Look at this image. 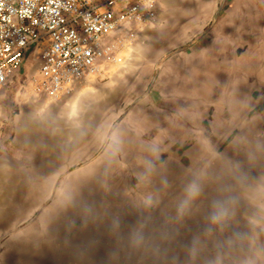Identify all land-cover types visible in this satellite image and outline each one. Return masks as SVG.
I'll use <instances>...</instances> for the list:
<instances>
[{"label": "rangeland", "instance_id": "obj_1", "mask_svg": "<svg viewBox=\"0 0 264 264\" xmlns=\"http://www.w3.org/2000/svg\"><path fill=\"white\" fill-rule=\"evenodd\" d=\"M156 4L107 79L0 89V264H264V0Z\"/></svg>", "mask_w": 264, "mask_h": 264}, {"label": "built area", "instance_id": "obj_2", "mask_svg": "<svg viewBox=\"0 0 264 264\" xmlns=\"http://www.w3.org/2000/svg\"><path fill=\"white\" fill-rule=\"evenodd\" d=\"M156 15V0H0V89L34 45L33 83L51 98L107 79Z\"/></svg>", "mask_w": 264, "mask_h": 264}, {"label": "crops", "instance_id": "obj_3", "mask_svg": "<svg viewBox=\"0 0 264 264\" xmlns=\"http://www.w3.org/2000/svg\"><path fill=\"white\" fill-rule=\"evenodd\" d=\"M225 2V1H224ZM247 3V2H246ZM245 3V4H246ZM235 13V12H234ZM236 14H240L239 12H236ZM261 19L262 20H264V14H262L261 15ZM217 21V20H216ZM237 29H239V30H241V27L239 26V27H237ZM202 231V233L204 234V235H206L207 234V231L206 232H204V230H201ZM199 232V231H198ZM195 243L196 244H202V245H205V244H207V242H205L204 240H202V239H200V237H197L196 238V236H195Z\"/></svg>", "mask_w": 264, "mask_h": 264}, {"label": "water", "instance_id": "obj_4", "mask_svg": "<svg viewBox=\"0 0 264 264\" xmlns=\"http://www.w3.org/2000/svg\"><path fill=\"white\" fill-rule=\"evenodd\" d=\"M220 10H221V8H220ZM219 10V11H220ZM219 11L215 14V17H214V20H213V22H215L216 20H217V18H218V16H219ZM206 239H204V241H205ZM205 242H207L208 244H210V240H209V242L208 241H205ZM198 246H200V244H198ZM199 249V248H198ZM201 249V248H200Z\"/></svg>", "mask_w": 264, "mask_h": 264}]
</instances>
